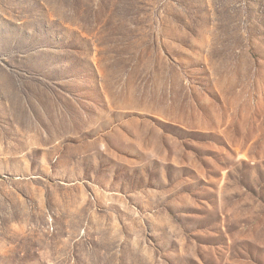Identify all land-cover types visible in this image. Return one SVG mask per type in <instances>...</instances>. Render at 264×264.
<instances>
[{
    "label": "rangeland",
    "instance_id": "obj_1",
    "mask_svg": "<svg viewBox=\"0 0 264 264\" xmlns=\"http://www.w3.org/2000/svg\"><path fill=\"white\" fill-rule=\"evenodd\" d=\"M0 264H264V0H0Z\"/></svg>",
    "mask_w": 264,
    "mask_h": 264
}]
</instances>
